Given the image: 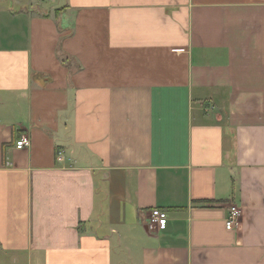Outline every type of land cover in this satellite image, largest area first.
Instances as JSON below:
<instances>
[{
  "label": "crops",
  "instance_id": "0c3cea01",
  "mask_svg": "<svg viewBox=\"0 0 264 264\" xmlns=\"http://www.w3.org/2000/svg\"><path fill=\"white\" fill-rule=\"evenodd\" d=\"M0 264H264V0H0Z\"/></svg>",
  "mask_w": 264,
  "mask_h": 264
},
{
  "label": "built area",
  "instance_id": "2783aa9c",
  "mask_svg": "<svg viewBox=\"0 0 264 264\" xmlns=\"http://www.w3.org/2000/svg\"><path fill=\"white\" fill-rule=\"evenodd\" d=\"M30 145L28 137L22 136L15 142V149L21 150ZM241 217V209L237 206H230L229 215L225 221V227L228 229H234L239 225ZM167 215L160 209H152L150 211V222L156 225L159 230H164L166 227Z\"/></svg>",
  "mask_w": 264,
  "mask_h": 264
},
{
  "label": "rangeland",
  "instance_id": "374dc122",
  "mask_svg": "<svg viewBox=\"0 0 264 264\" xmlns=\"http://www.w3.org/2000/svg\"><path fill=\"white\" fill-rule=\"evenodd\" d=\"M48 6V5H47Z\"/></svg>",
  "mask_w": 264,
  "mask_h": 264
}]
</instances>
